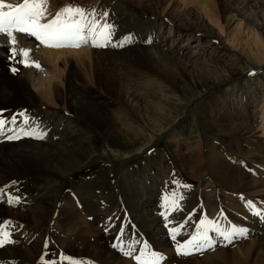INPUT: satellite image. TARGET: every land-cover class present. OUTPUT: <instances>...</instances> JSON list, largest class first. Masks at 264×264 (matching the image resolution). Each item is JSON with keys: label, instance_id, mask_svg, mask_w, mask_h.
I'll return each mask as SVG.
<instances>
[{"label": "bare ground", "instance_id": "6f19581e", "mask_svg": "<svg viewBox=\"0 0 264 264\" xmlns=\"http://www.w3.org/2000/svg\"><path fill=\"white\" fill-rule=\"evenodd\" d=\"M127 1L136 3L140 11L135 18L128 14L129 12L123 14L122 26L116 25H120L118 33H127L133 37L131 43L137 42L132 53L126 54L137 57L133 59L129 57L125 60L118 56V52L105 51L102 55L110 57L107 59L108 63L113 64L124 60L132 65H140V62L146 61L147 66L143 67L144 71L160 70L165 78H168L175 87L180 88L181 93L190 99L201 94L195 90L199 87L211 89L228 76L243 75L246 70H248L247 75L250 76L253 70L264 68V0ZM5 3L18 5L23 3V0H5ZM50 3L46 5L45 19L41 23L52 20L55 14L62 10ZM201 6H206L205 8L213 15L225 6L224 24L218 28L220 31L227 32H220V36L216 37L205 30L204 23L199 19L203 13L200 10ZM88 19L90 20L89 17ZM165 21H169L172 28L177 27V23L180 27L184 21L191 24L197 33L208 40V46L217 51L219 56H222L219 50L227 49L232 52L229 48L221 46L220 40L227 39L235 46L233 49L249 59L250 66L245 67L244 63L238 62V69L233 66L230 70L223 65L226 64L223 62V64H217L216 73L220 75L216 76L215 80L203 75H196L198 78H194L192 72L187 70L192 67L191 64L194 61L189 59L190 61L183 64L173 60V57L167 55L168 52L161 50L167 41L158 39L157 36H146V29L148 34L152 35V30L155 32L156 26H162ZM139 27H143L142 32H139ZM14 35L17 41L15 45L9 42L6 35L0 34V120L5 122L0 128V217L5 215L9 220L8 225L14 226L12 228L17 229L16 231L19 230L22 237L34 238L42 235L45 223L58 214L66 229L74 232L73 239L77 243L73 246L71 244L69 248L70 256L67 264L81 262H86L84 264H137L135 259L133 261L128 259L130 257L124 254L125 250H121V247L131 249L134 244L132 238L136 242L140 234L142 240L148 243L144 242L142 245L138 243V255H133V258L141 256L142 260L149 264L154 250L156 254L163 257L158 264H264V143L262 140L258 142L260 137L264 139V100L257 107L258 111L254 114L256 117L251 121L252 125L250 117L246 114L247 106L252 104L246 100L248 98L246 96L240 101V110L238 109L237 115L233 109L232 124L228 123L229 120L219 121L218 119L228 117L218 109L221 107L220 98L223 95L213 101L208 110L203 111L199 117L201 133L226 138L224 143H208L207 146L201 138L194 148L190 145L182 158L180 157L184 168L189 169L190 175L193 176L189 178L199 182L197 191L185 180L182 181L178 174L167 179L159 177L157 175L159 173L156 174L159 172V163L155 160L156 158H153L145 159L149 161V164L144 162L141 168L124 175L122 188L114 200L118 199L115 205H105L100 200L94 203L91 198L79 197L76 205L57 210L54 207V197L41 198L36 203L32 200L16 202L13 198H6L4 189L23 175L35 174L42 170H52L66 175L80 169L96 155L99 148L96 132L101 133L118 147L133 144L140 131L146 134L145 127L131 124L135 118L142 117V120L152 118L151 123L143 120L146 126L157 127L156 129L163 132L162 121L168 123L166 109L173 104L168 92L161 90L164 92L163 99L158 102L159 110L156 115L144 117L141 116L139 109L141 107L140 93L132 92V95L135 94L133 96L136 103H133V99L130 101L131 95L129 101L123 105L125 109L118 112L119 117L116 120L112 119L111 112L105 108L104 103L99 104L86 91L81 92L83 90L75 88L77 80L81 79L82 75L73 71L72 60L80 63L79 56L87 53L97 61H102L100 52L82 49L83 47L72 48V50L46 47L35 37L21 33H14ZM94 49L97 50L98 47ZM21 50L29 51L27 58L21 55ZM25 60H27V66L24 63ZM54 60L64 66L63 73L56 69ZM37 64L39 67L36 66ZM52 71L58 78L54 81L40 79L37 76H45ZM107 72L110 75L112 73V76H109L112 89L117 92L122 91V88L125 90L122 79H119L120 74L114 69ZM72 73L73 76H71ZM204 75L208 74L204 73ZM88 77L93 79L92 76ZM141 77L144 78L143 75ZM36 103L42 104L43 107L56 104L58 110L64 113L71 109L80 119L89 121L91 127L72 128L58 120L50 121L37 114L35 117L29 114L21 118L17 114L19 107L28 108ZM144 110L150 112V106L147 103ZM23 121L26 123L24 127L26 129L23 127L20 129ZM126 121H131L129 125L127 124L128 126L124 124ZM119 123L126 129L118 128ZM118 129L123 132H119ZM21 130L32 135L25 134L20 137ZM45 134H49L48 138L41 141L39 138ZM10 137L13 138L10 139ZM146 137L153 138L152 134L151 137ZM179 138L176 140L174 136L173 141L180 148ZM80 139L85 142H80ZM139 174L147 177V186L140 193L141 197L137 196L132 184L136 177L139 178ZM128 182L129 185H127ZM154 188L155 192L152 191ZM222 195L225 196L224 201L227 205L224 204ZM169 197L175 199L179 207L169 203ZM146 201H152L154 204L150 206L151 204L145 203ZM122 203L125 205L121 208L119 206ZM201 220L212 223L201 226ZM102 224H106L110 229L100 230L98 226ZM181 225L180 234L176 240H173L170 229ZM233 226L244 229L245 232L244 235L234 234L229 242L219 233L231 231ZM205 230L214 242L212 249L203 251L192 249L191 255H177V241L183 243L196 235L198 231ZM133 235H136V238L132 237ZM36 242L23 252L10 247L11 244L6 242L3 247H0V264H35L38 247ZM112 243L116 246L111 247Z\"/></svg>", "mask_w": 264, "mask_h": 264}, {"label": "rangeland", "instance_id": "374dc122", "mask_svg": "<svg viewBox=\"0 0 264 264\" xmlns=\"http://www.w3.org/2000/svg\"><path fill=\"white\" fill-rule=\"evenodd\" d=\"M48 1L47 5L51 2L50 4L59 9H64L65 7H79L84 9L86 13L94 12L96 13L95 18L101 26L105 23L113 26V44L111 43L104 48L98 47L97 50L94 49L95 47L92 46L91 42L87 45L81 46L83 47L82 49L100 52L99 54L102 61H97L87 53L79 56L80 63L72 60L73 71L82 75L81 79L77 80L75 88H78L80 91L83 90L81 92L86 91V93L90 94L95 99L94 101H98L99 104L104 103L105 108L111 112L112 119L116 120L119 117L118 112L125 109L123 105L129 101V97L132 95V92L137 94L140 93L139 97H141V99L139 100V104L141 107H138L140 109L141 116L143 115L144 117L156 115L157 110H159L158 102L163 99L164 92H168L172 98L171 102L173 104H171L170 107L168 106L166 109L168 114L166 120L168 123L166 121H162L164 125L163 132L156 129L157 127L148 128L146 126V122L144 121L147 120L148 123H151L152 118H146V120L143 118V121L141 116L139 119L135 118L131 124L134 126H141L142 128L145 127L147 135L142 134L141 131L138 132V137H135L136 141H134L133 144L118 147L111 143L101 133L96 132L97 144L99 146L96 151V155L80 169L66 175H61L60 173H56L52 170H42L37 171L38 173L35 172V174L31 173L26 174L25 176L23 175L19 177L20 179L16 178L11 185L4 189V196L6 198H13L16 202L28 200L31 202L32 200L35 201L34 203L41 198L54 197V207L57 210L69 208L73 206V204L76 205L79 201V197L91 198L94 203L96 200H100L105 205H115L118 199L116 201L114 200L122 188L124 175L126 176L127 172L141 168L144 162L149 164V161H146L145 159L153 158H156L155 160H158L159 163V172H156V174L159 173L157 174L159 177L161 176L163 179H167L168 177L178 174L179 178H182V181L185 180L195 191H197L199 188V182H197L196 179L193 181L189 178V176H192L189 173L190 170L184 168L180 159L183 154L186 153V149L190 145L194 148L196 143L200 141L201 138H203L206 146L208 143H224L226 138L225 136L213 137L205 133H201L199 130V117H201L204 110H208L209 105L213 101L217 100L220 95H223L220 98L221 107H218V109L228 117H221L218 119L219 121L229 120L228 123L232 124V116L234 114L233 111L235 110V114H238L240 101L244 96H246V98L248 97L246 100L250 101L252 104V106H247L248 111L246 112V114L250 117V124L252 125L251 121H253V118L256 117L254 115L255 112L258 111L257 107L263 103L264 100V68H258L256 71L253 70L250 76L247 75L248 70H246L243 75L228 76L219 81L218 84H215L211 89L199 87L195 90L199 91L201 94L190 99V97L181 93L180 88L178 89L171 83V81L168 80V78H165L160 70L157 71L153 69L152 72L147 70L144 71L143 67L147 66L146 61L140 62V65H132L130 62H125L124 60L111 64L107 62V59L110 57L102 55L105 51H114L118 52V56L125 60L129 57L131 59L137 57L126 55L128 53H132L133 47L137 42L131 43L133 37L127 33H118L120 31H118V29H120V25L122 26L121 22L123 19L122 17H124L123 14H127L129 12L128 14L132 15L134 18L137 17L140 10H138V5L136 3L127 0ZM205 7L206 6H201L200 10H202L203 13L199 18L202 20V23H204L205 30L210 31L216 37L220 36V32H227L220 31L218 28L224 24V16L226 15L225 6H223L222 9L217 10L215 15L209 12ZM248 10L249 9H247V11ZM105 13L107 14L106 17L104 16ZM89 18L90 20L92 19L91 16H89ZM128 19L130 21L129 17ZM176 25L177 27L172 28L170 22L165 21L162 26H156L157 29L155 32L151 28L152 35H149L148 29H146V36H157L156 38H161V40L167 41L161 50L168 52L167 55L169 57H173V60L182 62L183 64L190 60L194 61L191 64L192 67L187 69L192 72L194 78H198V76L203 75L215 80V77L220 75L219 73H216L218 71L217 64H223V62L227 64L223 65L227 66V69L230 70L233 66L235 69H238V62H241L242 64L244 63L245 67L250 66L249 59L240 55L236 49H233L235 46L232 45L231 42H228L227 39L220 40L221 46L229 48L232 52L227 49L225 51L219 50L222 52L220 53L222 56H219V54L216 53L217 51L212 50V48L208 46V40L205 39L204 36L197 33L195 29L191 27V24L184 21L181 23L180 27H178V23ZM138 30L139 32H142L143 27H139ZM121 44H123V46H120ZM182 47L185 49H181ZM62 48L65 50L68 48V50H72V48L75 47ZM225 53L226 55H224ZM237 54L238 56H236ZM57 58L58 57L56 56V59ZM235 58L237 60H235ZM232 59L235 61L233 62ZM54 64L56 65V69L63 73L64 66L55 60ZM110 69H114L120 74L119 79H122L125 90L122 88V91L117 92L115 89H112L111 77H109L112 76V73L110 75L107 72ZM204 73L208 75H204ZM189 74H187L188 78ZM140 75H143L144 78ZM37 76L40 77V79L42 78L52 81L58 79L54 71L45 76ZM71 76H73V73ZM88 76H92L93 79ZM85 87L88 88L85 89ZM161 90H164V92H161ZM133 95L132 98H130V101L133 99V103L135 104L136 100ZM39 103L30 105L28 108L19 107L17 114H30L34 117L37 114V116H44L43 118H48L50 121L58 120L63 125L70 126L72 128H75L76 126L79 128L91 127V123L89 121L80 119L73 111H71V109L69 112L64 113L58 110L59 108H57L56 104L52 106H44V109L43 105ZM146 103L150 106V112L144 110ZM23 115H20V118ZM75 116H77V118ZM78 119H80V121ZM130 122H124V124H126L125 126H128ZM25 124L26 123L23 121L20 126L21 128H19L22 129L23 127V129H26L24 128ZM125 126L119 123L118 128L126 129ZM50 129L52 130V127H50ZM121 129H118V131H122ZM25 133L27 132L21 130L20 137L24 136ZM151 134L153 138L150 139L146 137H151ZM45 135H43L44 138L41 136L39 139L41 141L46 140L49 134ZM174 136L176 137V140L180 137L178 139L180 148L174 144ZM260 136L263 137L262 134H260ZM36 137L38 138V136ZM82 138L85 139V137ZM57 139L59 140L60 137L58 136ZM259 140H262L264 143V139H261V137L258 139V142H260ZM79 141L85 142L81 139ZM208 155L209 154L206 152V156ZM258 168L260 167L258 166ZM146 179L147 177L145 175L139 174V178L136 177L132 182L134 186L133 188L138 197H141L140 193L147 186ZM127 185H129V182ZM152 191L155 192V188ZM221 197L223 198L224 204H226L224 201L225 196L222 195ZM169 198L170 203L173 201V198ZM145 203L151 204L150 206L154 204L152 201H146ZM123 205L125 204L122 203L119 207L122 208L124 207ZM7 221L9 220L5 215L0 217V239H4L3 234L7 233L8 241H10L8 244H11L10 247L16 248L19 252L28 250L29 247L33 245L32 243L37 241L36 243L38 247L36 249V253L38 255L36 254L35 256V258H37L35 264L69 263V261H67L70 256L69 248L71 244L73 246V244L76 245L77 243H75V240L73 239L74 232H70L66 229L64 223L60 221V216H58V214L55 215L54 219L52 217V219H49L45 223L43 226V234L37 235L34 238L22 237V234H19V230H14L12 228L14 226L10 224L8 225ZM61 223H63V225ZM98 228L100 230H102V228L107 230L110 229V227L107 228L106 224L99 225ZM126 233L129 234L128 231H126ZM132 237L136 238V235H133ZM28 240H31V243ZM132 240L134 241V244L131 249L127 250V247L123 246L121 247V250H125L124 254L128 251L134 252L132 256L128 258L133 261V255H138V243L142 245L144 242H148L142 240L141 234L139 238H137L136 242L134 238H132ZM113 246L116 245L112 243L111 247ZM153 252L155 253V250ZM88 261L90 262V260ZM84 263L81 262L78 264Z\"/></svg>", "mask_w": 264, "mask_h": 264}, {"label": "snow or ice", "instance_id": "6c2138e0", "mask_svg": "<svg viewBox=\"0 0 264 264\" xmlns=\"http://www.w3.org/2000/svg\"><path fill=\"white\" fill-rule=\"evenodd\" d=\"M48 0H23V3L13 5L5 3V0H0V34L6 35L9 42L13 45L16 44V36L14 33L26 34L35 37L41 44L46 47H75L79 48L82 45H87L91 42L93 47H106L112 43L113 26L105 23L102 26L96 20V13H86L84 9L76 7H65L60 12H57L55 17L47 23H41L45 19L46 5ZM7 9V11H5ZM92 19L89 20L88 17ZM106 17L107 14L105 13ZM78 17V19H77ZM99 29V30H98ZM130 41V38H129ZM120 46H123L121 44ZM21 55L25 58L28 57V50H21ZM27 66V60L24 61ZM39 67V65H36ZM13 71H16L13 69ZM20 115H23L21 113ZM15 122V117H13ZM4 121L0 120V128L4 126ZM32 135V133H25ZM13 137H10V139ZM182 199V197H181ZM174 207H179L175 203V199L171 202ZM260 215V213H257ZM211 221L201 220V226ZM181 226L170 229L172 239L180 234ZM244 229H237L235 226L231 231H221L219 234L225 240L231 242L234 234L244 235ZM4 239H0V247H3L8 241L7 233H4ZM214 247V242L207 234V230L197 232L189 240L181 243L176 242L177 255H191L192 249L194 250H207ZM126 256L131 257L132 251L125 253ZM152 261L150 264H158L163 259L162 256L151 253ZM137 264H149L142 260L141 256L134 257Z\"/></svg>", "mask_w": 264, "mask_h": 264}]
</instances>
